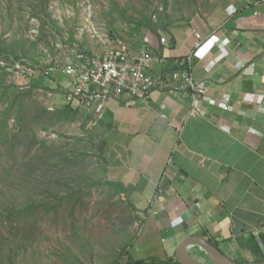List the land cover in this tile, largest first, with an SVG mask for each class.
Listing matches in <instances>:
<instances>
[{
	"label": "crops",
	"instance_id": "crops-1",
	"mask_svg": "<svg viewBox=\"0 0 264 264\" xmlns=\"http://www.w3.org/2000/svg\"><path fill=\"white\" fill-rule=\"evenodd\" d=\"M138 42L129 51H150L158 77L187 69L191 56L208 93L197 116H189V89L164 84L148 105L128 94L110 101L97 121L108 130L110 178L124 183L144 224L172 235L166 258L182 235H202L253 262L245 242L254 235L260 244L264 233V0H223ZM62 75L54 76L65 102Z\"/></svg>",
	"mask_w": 264,
	"mask_h": 264
},
{
	"label": "rangeland",
	"instance_id": "rangeland-1",
	"mask_svg": "<svg viewBox=\"0 0 264 264\" xmlns=\"http://www.w3.org/2000/svg\"><path fill=\"white\" fill-rule=\"evenodd\" d=\"M221 1L0 0V50L12 51L9 57L7 52L1 55L6 58H0V75L17 91L33 89V97L27 99L32 106L27 115L35 117L41 108L56 113L67 105L63 89L53 91L52 97L48 89L31 88L32 79L51 65H62L74 52L82 50H131L130 44L144 42L152 31L184 23L216 8ZM14 56L20 59H13ZM11 61L15 63L10 64ZM19 65L21 68H17ZM86 117L87 112L79 109L75 121L59 122L44 131L41 126L34 129L32 124L17 126L11 112L0 116V121L7 119L13 127H9L13 138L19 137L15 157L8 152L0 156L3 168H11L0 183V264H126L130 254L135 258H166L164 246L172 235L153 232L149 222L144 224L146 215L136 208L135 198L129 196V200L123 192L116 194V187L105 184L115 181L109 175V160L105 163L99 156L100 143L106 140L108 130L100 123L90 122L83 128ZM32 127L38 137L47 141L48 159L52 152L66 150L70 156L76 152V165L58 171L46 163L40 171L29 173V163L38 162L23 152L31 144ZM107 151L106 147L108 158ZM67 183L69 188L63 189ZM47 189H62L64 194L73 189L76 196L89 194H81L84 202L72 211V201L64 203L59 211L39 210L30 220L33 232L29 236L22 231L24 227H13L7 221L11 203L22 206L30 199L43 204L52 201ZM163 237L167 240L162 242ZM185 237L182 235L181 239ZM126 245L127 252L123 251ZM221 247L228 256H234L229 246L222 243ZM191 253L201 263L211 264L202 251L193 248Z\"/></svg>",
	"mask_w": 264,
	"mask_h": 264
},
{
	"label": "trees",
	"instance_id": "trees-1",
	"mask_svg": "<svg viewBox=\"0 0 264 264\" xmlns=\"http://www.w3.org/2000/svg\"><path fill=\"white\" fill-rule=\"evenodd\" d=\"M11 53L12 51L10 49L8 50H0V58L5 57L1 55H7L6 53ZM13 59H20L18 56H14ZM6 58V57H5ZM14 64L15 61H11ZM55 74H61L62 73H55ZM55 74H52L51 76H47L45 73L41 74L38 77H34L32 79V85L31 88H41L48 89L51 91L60 90V86L57 84L58 88H54V84L50 81V79L55 80ZM56 81V80H55ZM15 86L8 85L6 81L4 80L3 76L0 75V116H4L7 113H12V115H15V124L17 126H26L27 124H32L34 126H41L40 130L48 131L49 127L59 123V122H71L75 121L77 119V116L79 114V108H75L71 104H67L60 108L56 113L51 112L47 108H41L40 111H38L37 115L35 117H31L30 115H27V109H31L30 103L27 101V99L33 97V89L29 91H17L15 89ZM65 92V91H64ZM90 117L87 116L82 126L83 128H86L88 125ZM9 122L8 120L0 121V156H3L5 152H8L12 154V158L15 157V152L18 151V140L19 137L13 138V132L12 128H9ZM33 129V127H32ZM33 129V136L31 137L32 141L31 144L27 147H25L23 152H26L28 154L27 156L29 159H38L37 163H29L30 165L27 166L29 173H36V169L40 171V168L42 166L46 167L45 164L48 163L51 168H58V171L61 168H66L68 165H76V161L78 159V156L76 155V152H72V156L68 154L66 150L52 152L50 155L51 159H48L46 156V150L50 148L47 145V141L38 137L36 135V130ZM39 130V129H38ZM21 132V129H19V133ZM17 142V143H16ZM39 144V146H37ZM21 145V144H19ZM37 146V147H36ZM101 152L99 154L100 159L103 160L105 163H108V158L105 155V148L107 147V141L103 140L100 143ZM42 149L44 151L42 152ZM47 158V160H46ZM71 167V166H70ZM0 168L2 169V172H0V183L2 180L6 177L5 174H9V169L3 168V165L0 163ZM53 169V170H54ZM107 170V168H106ZM43 176V175H42ZM40 182V180H37ZM55 184V183H54ZM105 184L109 186L116 187V194H120L123 192L127 198L128 191L124 183L119 181H112L109 180ZM58 186V183L55 184ZM61 185V184H60ZM89 184H87L88 187ZM63 189L69 188V183L65 184ZM84 195H88L89 193H81ZM81 194H78L76 196V192H73V189H70L69 192L66 191V193H62V189H54L50 190L47 189V196L53 197L52 201L45 202L43 204L41 201H32L33 199H30L28 203L20 206L14 203H11L10 209L7 211V217L11 225L13 227L19 228L20 226L24 227L22 230L23 232H27V235H31L33 232V228L29 226L30 220L33 219L34 215L39 214V210H42V212L50 213L52 211H59L62 208V205L66 202H71V211L73 208L76 207V205L83 203V197ZM69 199V200H68ZM130 200V198H129ZM131 201H129L130 203ZM133 206V205H132ZM25 227H27L25 229ZM36 227V226H35ZM34 227V228H35ZM261 239L264 243V233L261 234ZM209 242L214 244L215 246L221 248L220 241L216 240L215 238L208 237L207 239ZM128 247L126 245L123 248V251L127 252L125 249ZM244 248L248 252H250L252 255L256 256L253 262H259L264 261V250L257 241L256 237L254 235H251L250 238L245 242ZM222 249V248H221ZM234 259V258H233ZM237 261H243V262H249L248 260H240L235 258ZM11 264H13L11 262ZM126 264H181L175 255L169 256L167 258H161L158 256H150L148 258H140L135 259L131 255H129L128 261Z\"/></svg>",
	"mask_w": 264,
	"mask_h": 264
},
{
	"label": "built area",
	"instance_id": "built-area-1",
	"mask_svg": "<svg viewBox=\"0 0 264 264\" xmlns=\"http://www.w3.org/2000/svg\"><path fill=\"white\" fill-rule=\"evenodd\" d=\"M161 41L165 43L166 37L162 36ZM155 61L156 57L150 51L134 54L120 47L105 51L82 50L74 52L62 65H51L44 73L47 76L57 72L65 75L69 83L65 103L85 110L87 116L92 117L90 123L93 124L102 118L110 101L128 94L134 101L148 105L153 91L162 84L170 91L189 89L192 98L189 116L199 115L208 87L192 71L191 56L185 61L190 64L187 69L160 77L151 73ZM17 68H21L20 65ZM50 81L57 87V81ZM48 95L55 94L48 90ZM223 103L224 109L231 108L228 101Z\"/></svg>",
	"mask_w": 264,
	"mask_h": 264
},
{
	"label": "water",
	"instance_id": "water-1",
	"mask_svg": "<svg viewBox=\"0 0 264 264\" xmlns=\"http://www.w3.org/2000/svg\"><path fill=\"white\" fill-rule=\"evenodd\" d=\"M260 245L264 250V243L260 238ZM202 251L211 264H264L259 262L237 261L229 257L221 248L209 242L202 235H188L177 246L176 258L181 264H203L192 256V249Z\"/></svg>",
	"mask_w": 264,
	"mask_h": 264
}]
</instances>
